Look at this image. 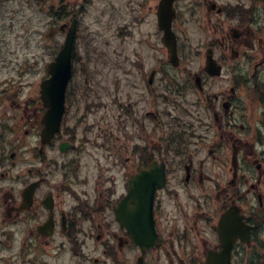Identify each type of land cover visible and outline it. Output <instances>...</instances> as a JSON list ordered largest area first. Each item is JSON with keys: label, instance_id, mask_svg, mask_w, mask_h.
I'll return each instance as SVG.
<instances>
[{"label": "flooded vegetation", "instance_id": "af4514ba", "mask_svg": "<svg viewBox=\"0 0 264 264\" xmlns=\"http://www.w3.org/2000/svg\"><path fill=\"white\" fill-rule=\"evenodd\" d=\"M6 2L14 15L39 3L54 38L39 43L54 56L72 23L75 36L51 137L50 62L38 82L23 80L0 37V264H206L225 242L231 264H264V0H176L178 65L158 25L160 0L107 3L106 49L134 43V65H79L76 0ZM191 21L202 30L195 49ZM208 54L218 64L210 69ZM144 206L150 244L137 236Z\"/></svg>", "mask_w": 264, "mask_h": 264}, {"label": "rangeland", "instance_id": "374dc122", "mask_svg": "<svg viewBox=\"0 0 264 264\" xmlns=\"http://www.w3.org/2000/svg\"><path fill=\"white\" fill-rule=\"evenodd\" d=\"M125 1L127 2L128 0ZM186 1L181 0V2ZM108 2L119 3L118 8H123L122 2L124 0H76L79 9H81V6L84 7L82 9L85 14L82 29L86 33V39L79 42L77 53L79 65H134V63L129 61V59L134 58L132 53L134 43H130L125 49L114 53L106 49ZM63 3H71V0H63ZM38 4L36 3L37 7L39 6ZM13 7L15 5L10 2L0 5V37L6 36L2 52L7 61L13 65L11 67L22 65L21 69H18L17 72H20L23 80L34 83L38 78L42 77L40 73L41 65H44L46 62L49 63L54 58V52H49L48 43L47 46H44L42 42L39 43L41 38L38 36L41 34L43 41L48 42L53 41L54 38L51 36L50 31L45 32L44 27L48 25V17L42 16L37 7L20 9L16 11L15 15L11 11ZM200 10V15H204L207 12L205 7H202ZM116 14L119 15L120 13L116 12ZM13 18H15L16 25H14L12 34L6 30V25ZM191 22L189 24L190 32H186L188 37L185 39H187L190 47L195 49L198 47L202 30L194 21ZM56 38L57 41H60L61 36H57ZM124 52H128L129 55L127 62L124 59ZM192 62L194 65L199 64L198 60H192ZM17 72H14L13 75L19 78Z\"/></svg>", "mask_w": 264, "mask_h": 264}, {"label": "water", "instance_id": "95a60500", "mask_svg": "<svg viewBox=\"0 0 264 264\" xmlns=\"http://www.w3.org/2000/svg\"><path fill=\"white\" fill-rule=\"evenodd\" d=\"M174 16L172 0H162L159 25L164 30V39L169 48L171 61L177 62L176 40L171 29V21ZM74 29L69 31L64 49L56 60L51 64L50 72L52 77L43 84V93L46 94V102L50 108L47 113V132L53 133L59 127L62 112L64 109V93L70 77L71 70V51L73 47ZM151 210V209H150ZM148 208L143 209L142 220L147 223V227L152 229L151 212ZM146 212V213H145ZM225 250L222 253H212L208 258L207 264H230L229 244L224 243ZM227 251V253H226Z\"/></svg>", "mask_w": 264, "mask_h": 264}]
</instances>
